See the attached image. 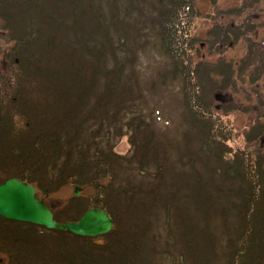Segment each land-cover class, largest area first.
<instances>
[{"label": "trees", "instance_id": "obj_1", "mask_svg": "<svg viewBox=\"0 0 264 264\" xmlns=\"http://www.w3.org/2000/svg\"><path fill=\"white\" fill-rule=\"evenodd\" d=\"M259 1L241 0L225 27L211 17L217 44L245 43L235 73L253 82L264 74ZM198 14L196 0H0V183H30L47 205L70 185L79 195L48 205L56 222L90 208L112 220L97 239L0 217V264H264V130L228 148L205 92L213 73L190 54ZM148 24L182 80L173 140L124 74L136 46L127 33ZM125 134L129 155L115 151Z\"/></svg>", "mask_w": 264, "mask_h": 264}, {"label": "rangeland", "instance_id": "obj_2", "mask_svg": "<svg viewBox=\"0 0 264 264\" xmlns=\"http://www.w3.org/2000/svg\"><path fill=\"white\" fill-rule=\"evenodd\" d=\"M240 3L241 0H220L222 10L217 13L210 0H196L199 14L194 31L195 42H191L195 50L192 48L190 52L195 65L213 73L211 78L205 76V92L209 96L214 118L229 134L226 144L231 152L243 146L249 128L264 130V74L255 82L247 78L248 74H243L245 78L242 80L235 71L245 54V43L241 38L233 40L231 36L222 44H217L218 36L211 33V17H215L216 24L225 27V22L229 20L228 10ZM101 7L105 8V5ZM252 13L255 20L264 16V0L254 6ZM252 35L255 38L264 36V29H257ZM125 42L127 47L130 42L136 46L131 48L130 60H127L129 69H125L124 74L130 75L134 71L138 82L136 90L141 92L145 106L154 113L149 119L155 130L162 138H178L180 124L186 114L182 80L172 69L171 57L161 49L159 27L148 24L140 33H127ZM206 79L213 83L212 86L206 83ZM115 151L126 155L131 153L128 134L118 139ZM261 153H264V147ZM73 191L74 187L70 185L63 187L47 199L48 205L53 210H59L74 195ZM96 237L100 239L101 236Z\"/></svg>", "mask_w": 264, "mask_h": 264}, {"label": "water", "instance_id": "obj_3", "mask_svg": "<svg viewBox=\"0 0 264 264\" xmlns=\"http://www.w3.org/2000/svg\"><path fill=\"white\" fill-rule=\"evenodd\" d=\"M35 192L33 185L15 177L0 183V217L33 223L46 229L67 230L79 236L96 237L112 228L111 218L100 208L88 209L75 222L58 223ZM73 193L79 195V190L75 189Z\"/></svg>", "mask_w": 264, "mask_h": 264}, {"label": "flooded vegetation", "instance_id": "obj_4", "mask_svg": "<svg viewBox=\"0 0 264 264\" xmlns=\"http://www.w3.org/2000/svg\"><path fill=\"white\" fill-rule=\"evenodd\" d=\"M264 147V141H262V145H261V148Z\"/></svg>", "mask_w": 264, "mask_h": 264}, {"label": "bare ground", "instance_id": "obj_5", "mask_svg": "<svg viewBox=\"0 0 264 264\" xmlns=\"http://www.w3.org/2000/svg\"><path fill=\"white\" fill-rule=\"evenodd\" d=\"M12 221H15V220H12ZM18 222H22V221H18ZM26 223H29V222H26ZM31 224H33V223H31Z\"/></svg>", "mask_w": 264, "mask_h": 264}]
</instances>
